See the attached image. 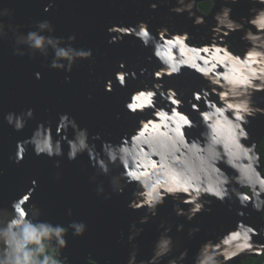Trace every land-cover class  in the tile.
<instances>
[{"label":"clouds","instance_id":"9594fccd","mask_svg":"<svg viewBox=\"0 0 264 264\" xmlns=\"http://www.w3.org/2000/svg\"><path fill=\"white\" fill-rule=\"evenodd\" d=\"M135 2L139 4L140 0ZM216 2L148 0V11L135 24L107 22L108 44H119L128 37L141 51L148 50L144 60L149 64L155 61L149 70L139 67L138 56V63L126 71L125 62L120 60L110 76L97 77V82L103 79L107 93L114 87H132L131 82L138 79L135 69L141 77L123 103L124 110L136 116V126L118 142L102 140L101 132L90 135L75 117L63 112L58 114L55 133L51 121L37 122L29 136L15 141V152L8 157L20 164L30 149L34 156L54 161V177L59 180V158L75 161L86 154L94 170L90 181L99 176L108 178L110 192H105L103 182L94 189L97 197L105 200L134 184L126 208L142 210L143 214L129 225L130 249L125 264H185L188 250H181L179 238L170 235L173 222L165 219L157 225L159 234L151 255L138 259L134 241L144 229L137 225L157 217L166 199L173 202L175 217L189 222L198 214L210 212L213 198L226 203L229 211L237 205L238 217H246L242 209L250 207L264 220V153L260 150L264 135L256 140L250 131L252 121L264 117V107L260 106L264 96L259 95L264 93V0H248V15L238 19L233 18L231 6L239 0H221L220 8L213 13ZM54 6V0H48L43 11L47 13ZM158 8L167 9V14L159 17L164 23L151 27ZM14 13L12 7H0V40L11 42L12 55L42 57L47 68L66 73L65 82L82 61H87L92 75L98 49L74 47L76 36H57L48 19L28 25L15 23ZM210 14L212 24L206 21ZM173 16L190 20L196 34L201 28L206 31L199 34V39L186 29L177 31ZM236 33H241L239 39L244 44L239 52L228 39H234ZM182 75L198 76L204 83L195 88L191 84L177 87L172 81ZM33 76L41 79L40 72ZM189 112L199 119H191ZM33 119L31 107L3 114V121L17 133ZM197 128L202 129L197 136L190 131L186 135V129ZM95 141H100L99 149ZM3 174L0 169V176ZM36 188L37 181L32 179L20 195L0 205V264H70L65 251L69 233L79 238L87 231L84 221L71 220L65 225L42 219V208L31 199ZM66 215L71 217L72 210L68 209ZM183 231L184 224H176V232ZM199 231V226L189 227L187 239ZM120 237L124 238L122 232ZM257 237L264 240V226L256 228L237 220L227 232L205 240L192 264H230L236 258H241L240 262L259 260L264 257V243L257 242ZM86 260L87 264H98L90 255Z\"/></svg>","mask_w":264,"mask_h":264},{"label":"water","instance_id":"95a60500","mask_svg":"<svg viewBox=\"0 0 264 264\" xmlns=\"http://www.w3.org/2000/svg\"><path fill=\"white\" fill-rule=\"evenodd\" d=\"M3 5L12 7L14 2L7 0ZM42 19L47 18L34 15L32 19H27V24ZM17 23L19 24V21ZM20 23L23 22L20 20ZM23 24L26 25V21ZM24 30L27 31V28ZM11 49L10 41L0 40V169L4 172L0 176V205L16 198L21 194V190H26V187L30 186V181L35 179L37 188L31 199L36 200L42 208V219H50L65 225L71 220H77L84 221L87 225L83 237L73 238L71 233L67 237L68 247L65 251L70 264H87L86 257L89 255L98 264L106 262L125 264L130 249L127 242L129 225L143 214L142 210L133 211L126 208L134 184L129 185L122 194L112 193L111 198L105 200L97 197L94 189L98 183L103 182L105 192H110L108 178L99 176L96 181H90L89 177L94 170L89 167L86 154L79 156L75 161H68L66 157L59 158L61 171L59 180L54 177L57 171L53 167L54 161L44 156L36 157L30 149L20 164H14L8 159L9 155L15 152V141L29 136L37 122L51 121L55 133L58 114L63 112L75 117L81 127L89 130L90 135L100 132V127L103 126L108 128L107 134L117 133L122 136L125 130L118 128L117 124L115 127L114 116L108 112L112 108L111 104L105 105L102 97L87 92L86 87L79 91L77 85L80 83L75 79V75L70 74V81L65 82L66 73L50 70L46 67L47 61L42 57L30 59L28 56H14ZM34 72L41 73L40 80L34 78ZM89 94L91 99H88ZM259 95L264 96V93ZM93 97L95 99H92ZM260 106L264 107V104ZM29 107L34 109V119L28 122L22 132H13L3 121V114L8 111L20 112ZM188 114L191 119H199L195 113ZM189 131L193 135L194 132L199 133L200 129ZM250 131L252 137L259 140L264 135V117L253 120ZM95 143L99 149L100 141ZM225 170L230 175L233 174L230 169ZM172 205L171 199H166L164 206L158 209L157 217L149 220L147 224L137 225L144 229L134 241L139 249L138 259H146L151 255L153 242L159 234L157 225L162 219L173 222L170 235L179 238L181 250L185 248L188 250L185 264H192L196 251L205 240H214L227 232L235 226L237 220H243L244 223L256 228L264 226V220L260 219L259 213L252 211L250 207L242 209L248 214L246 217H238L237 205H233L229 211L226 203L221 204L214 198L209 206L211 211L198 214L190 222L184 217H175ZM68 209L72 210L71 217L66 215ZM178 223L184 224L183 232H176ZM194 226H199L200 231L191 239H187L188 228ZM121 232L124 234L123 239L120 237ZM254 239L264 243L259 237ZM240 259L236 258L230 264H241L245 261L240 262Z\"/></svg>","mask_w":264,"mask_h":264},{"label":"flooded vegetation","instance_id":"af4514ba","mask_svg":"<svg viewBox=\"0 0 264 264\" xmlns=\"http://www.w3.org/2000/svg\"><path fill=\"white\" fill-rule=\"evenodd\" d=\"M15 9L14 21L20 20L28 25L27 19H32L34 15L40 17H46L52 23L55 34L57 36H63L67 38L69 35H75L76 41L74 47L86 45L91 48L98 49V52L94 53L96 57V63L92 66V75H89V68L87 61L80 62L77 66H74L71 75H75V79L80 84L77 85L79 91H82L84 87L87 88V92L92 93L96 97H102L104 104H111L112 108L110 113L114 116L115 127L123 128L125 133L129 132L136 126V116L129 115L123 108V103L127 95L132 91L137 81H132V87L119 88L114 87L112 93H107L103 90V79L97 82V77L106 78L110 76L116 69L114 65L117 61L123 60L126 64L125 70L127 71L131 66L138 63L137 57H141L139 67H146L149 70L152 64H149L143 58L146 57L149 52L147 49L141 51L136 44L130 42V38L126 37L119 44H108L109 36L105 31L108 26V21L111 20L116 23L119 20H124L126 24H135L138 19H143V13L148 11V0H140L139 4L135 0H54V8L47 13L43 11L44 5L48 0H13ZM174 2V0H173ZM7 0H0V7H4ZM111 5V6H110ZM221 0H217L215 7L212 9L214 13L220 8ZM251 5L248 0H239V3L232 5L233 18L238 19L241 16L248 15V8ZM123 8V11H121ZM141 13L137 15L136 13ZM161 13L167 14L166 8H158L155 15V19L151 21V27H157L161 23H164L159 19ZM34 14V15H33ZM7 19V18H5ZM173 21L176 26V30L186 29L189 32L196 35V39H199V34H203L206 29L201 28L200 33L196 34V30L191 26V21L184 19V17L173 16ZM206 21L208 24H212V15L210 14ZM241 33H236L235 38L229 36V41L232 42L233 48L239 52L244 48L243 42L240 41ZM103 55H100V54ZM128 81L126 80V84ZM177 87H184L191 84L194 88L204 82L194 75H182L176 80L172 81ZM78 91V93H79ZM190 95V93H189ZM92 99H95L94 97ZM119 116V119H117ZM101 129L102 140H116L118 142L121 137L117 133L107 134L108 128L103 126ZM200 129V128H199ZM103 131V132H102ZM186 135L189 134V130H185ZM201 131V129H200ZM191 133V132H190ZM192 135V133H191ZM115 138V139H114Z\"/></svg>","mask_w":264,"mask_h":264},{"label":"trees","instance_id":"16d2710c","mask_svg":"<svg viewBox=\"0 0 264 264\" xmlns=\"http://www.w3.org/2000/svg\"><path fill=\"white\" fill-rule=\"evenodd\" d=\"M261 152L264 153V140L261 141ZM241 264H264V257L259 260L247 259L243 261Z\"/></svg>","mask_w":264,"mask_h":264},{"label":"bare ground","instance_id":"6f19581e","mask_svg":"<svg viewBox=\"0 0 264 264\" xmlns=\"http://www.w3.org/2000/svg\"><path fill=\"white\" fill-rule=\"evenodd\" d=\"M197 134H199V133H198V132H194V133H193V136H196Z\"/></svg>","mask_w":264,"mask_h":264}]
</instances>
